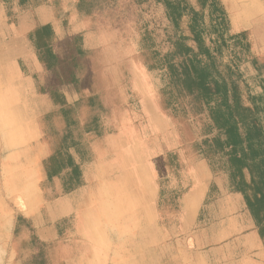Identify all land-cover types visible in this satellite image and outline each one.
Here are the masks:
<instances>
[{"label": "rangeland", "instance_id": "374dc122", "mask_svg": "<svg viewBox=\"0 0 264 264\" xmlns=\"http://www.w3.org/2000/svg\"><path fill=\"white\" fill-rule=\"evenodd\" d=\"M80 1L60 0L55 9L46 10L21 7L18 0H0V229L1 223L8 226L6 235L2 236L0 231V264H30L35 250L30 244L32 234L23 229L15 236L17 219L27 216L31 207L38 211L54 197V192L51 197L47 195L46 180L57 169L52 129L62 133L65 129V120L52 97L55 91L61 92L70 104L82 96H98L103 102L104 107L95 110L80 106L74 116L77 115L78 123L75 134L85 139L88 152L106 177L134 166L137 170L141 165L144 171L141 175L150 177L157 186L158 179L169 184V203L163 202L158 212L162 227V223L176 227L180 219L177 203L171 201L173 190L191 188L197 179L213 175L210 187L216 186L213 196L217 201L204 206L202 212L205 214L213 203L216 224H223L244 243L249 242L248 246L255 247L250 236L257 234V229L252 225L242 196L230 193L228 177L215 176L203 156L194 150V143L202 140L201 123L193 120L189 124L180 123L160 106L158 93L164 85L163 73L148 71L139 54L140 29L144 25L139 4L143 0H82L84 7L78 8ZM98 1L117 14L115 22L92 19L91 13ZM222 1L233 29L248 31L255 54L264 58V0ZM33 5L31 0L28 6ZM151 12L153 26H164L161 8H153ZM45 22L52 23L55 29L54 50L61 59L76 54V46L70 50L67 44L80 39L84 55H76L75 68L79 87L59 86L52 60L38 47L36 30ZM24 52L27 57L9 62L12 56H21ZM243 71L253 85L252 68L247 66ZM16 84L23 87V93L12 92ZM94 116L100 119L104 133L101 138L86 133V124ZM123 153L126 160L121 158ZM166 153L179 156L180 168L175 174L155 162ZM22 172L29 175V185L34 191L32 205L25 209L15 194L23 185L18 181ZM196 204L188 207L196 209ZM148 221L146 224H150V218ZM69 226L70 222L65 230ZM34 235L39 240L42 237L36 232ZM142 236L143 247L150 245L151 233L145 232ZM62 244L48 245L50 264H79L76 258L85 253L82 243L76 238H67ZM262 251L255 255L264 258Z\"/></svg>", "mask_w": 264, "mask_h": 264}, {"label": "trees", "instance_id": "16d2710c", "mask_svg": "<svg viewBox=\"0 0 264 264\" xmlns=\"http://www.w3.org/2000/svg\"><path fill=\"white\" fill-rule=\"evenodd\" d=\"M18 1L21 7L46 10L48 7L55 9L60 3V0H33L34 5L28 6L31 0ZM96 4L91 16L104 22L106 19L115 22V12L103 2ZM139 5L144 24L140 29L139 54L148 71L163 73L164 85L158 93L161 108L180 123L189 124L192 120L201 123L202 140L194 143V150L203 156L215 176L224 174L228 177L230 193L242 196L264 243V58L255 54L248 31L233 29L222 0H196L195 3L190 0H143ZM83 7L81 0L78 8ZM153 8H161L164 26H153ZM53 16L57 19V12L54 11ZM42 24L36 30V41L52 60L59 86L79 87L75 68L76 55H84L80 39H75L76 45L67 44L70 50L76 46V54L61 59L54 50L57 35L52 23ZM247 66L254 72L250 78L253 85L243 71ZM256 88L260 91L255 92ZM52 97L65 120V129L63 133L52 129L57 169L46 179L48 197L54 192V197L48 201L57 195L56 180L61 182L60 191L69 194L80 185L84 167L93 166L94 159L85 139L81 134H75L77 109L80 106L91 110L104 107L98 96H82L74 104L68 103L58 91ZM86 127V133H93L97 138L104 136L98 116L89 120ZM155 162L174 174L180 168L177 153H166L163 159ZM157 183V209L160 212L162 203H169L167 193L170 188L167 182L158 179ZM215 190L216 186L210 187L204 206L216 200ZM189 191L190 188H175L172 192L171 201L177 203L180 215V202ZM67 222L62 221L60 227ZM23 229L32 234L30 244L35 250L30 264H50L48 244L35 238L31 221L21 216L16 222L15 236Z\"/></svg>", "mask_w": 264, "mask_h": 264}, {"label": "crops", "instance_id": "0c3cea01", "mask_svg": "<svg viewBox=\"0 0 264 264\" xmlns=\"http://www.w3.org/2000/svg\"><path fill=\"white\" fill-rule=\"evenodd\" d=\"M27 56L24 52L12 56L9 62ZM12 92L19 95L24 92L23 87L16 84ZM121 158L126 160V154ZM141 172L144 171L140 165L137 170L134 166L106 177L95 161L93 166L84 167L80 185L74 191L61 192V182L56 180V197L38 211L31 207L29 213L25 211L27 216L22 217L31 221L35 232L42 234L40 241L48 245L62 244L67 238L78 239L85 249L76 258L79 264H264V258L255 255L264 250L258 231L250 236L256 245L250 247L235 232L216 224L213 203L205 214L202 212L213 175L194 182L180 202L179 225L166 228L159 224L158 186ZM195 202L196 209H190L188 204ZM149 218L150 224H146ZM64 220L68 222L60 227ZM69 222V229L65 230ZM1 225L4 236L7 226ZM145 232L151 233V242L143 247Z\"/></svg>", "mask_w": 264, "mask_h": 264}, {"label": "bare ground", "instance_id": "6f19581e", "mask_svg": "<svg viewBox=\"0 0 264 264\" xmlns=\"http://www.w3.org/2000/svg\"><path fill=\"white\" fill-rule=\"evenodd\" d=\"M18 181H19V183H21L23 185H21L15 191V194H16L17 199L20 200L19 202L22 204L23 209H25L27 205L28 206H31L32 205V197H33L34 191L32 192L31 186L29 185V182L31 181V179L29 178V175L28 174L23 173V172L20 173L19 174V180ZM22 182H24V183H22ZM85 202H88L87 199H86ZM88 205H89V203H88Z\"/></svg>", "mask_w": 264, "mask_h": 264}]
</instances>
